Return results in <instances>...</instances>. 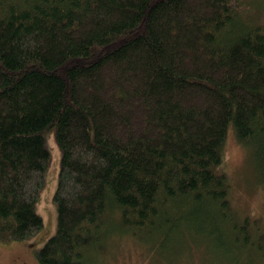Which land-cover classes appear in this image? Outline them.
Segmentation results:
<instances>
[{
	"label": "trees",
	"instance_id": "obj_1",
	"mask_svg": "<svg viewBox=\"0 0 264 264\" xmlns=\"http://www.w3.org/2000/svg\"><path fill=\"white\" fill-rule=\"evenodd\" d=\"M261 5L0 0V242L43 228L52 132L57 228L39 264L83 263L125 235L161 258L197 240L226 264H264L222 153L232 128L264 188V22L246 15Z\"/></svg>",
	"mask_w": 264,
	"mask_h": 264
},
{
	"label": "rangeland",
	"instance_id": "obj_2",
	"mask_svg": "<svg viewBox=\"0 0 264 264\" xmlns=\"http://www.w3.org/2000/svg\"><path fill=\"white\" fill-rule=\"evenodd\" d=\"M250 18L264 22V5L251 9L246 13ZM45 144L49 151V163L44 171V184L34 204V209L40 215L43 223L42 230L34 238L0 242V264H13L16 256L26 255V264H39L36 251L45 242L46 237L53 235L57 228V209L53 194L57 185V176L60 167V149L56 144L53 133L44 135ZM241 143L235 136L232 128L226 132L222 144L223 167L230 180V198L234 209L239 215H248L255 219L264 232V188L259 185L258 172L252 150ZM107 239L98 251L76 264H160L154 257L161 259V264H226V258L220 254L207 252L202 244L194 241V245L184 250L180 256L165 254L162 256L151 254L145 243H140L132 236ZM175 250L182 251L179 245ZM182 248V249H181ZM169 259H177L175 263H168Z\"/></svg>",
	"mask_w": 264,
	"mask_h": 264
},
{
	"label": "flooded vegetation",
	"instance_id": "obj_3",
	"mask_svg": "<svg viewBox=\"0 0 264 264\" xmlns=\"http://www.w3.org/2000/svg\"><path fill=\"white\" fill-rule=\"evenodd\" d=\"M27 257L26 255H19L16 256V258L14 259V263L13 264H26L27 263Z\"/></svg>",
	"mask_w": 264,
	"mask_h": 264
},
{
	"label": "bare ground",
	"instance_id": "obj_4",
	"mask_svg": "<svg viewBox=\"0 0 264 264\" xmlns=\"http://www.w3.org/2000/svg\"><path fill=\"white\" fill-rule=\"evenodd\" d=\"M252 246V245H251Z\"/></svg>",
	"mask_w": 264,
	"mask_h": 264
}]
</instances>
